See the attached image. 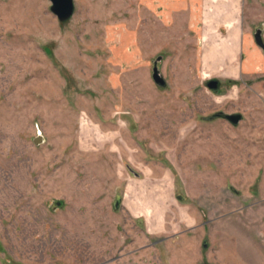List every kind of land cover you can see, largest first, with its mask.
Returning <instances> with one entry per match:
<instances>
[{"label": "rangeland", "instance_id": "374dc122", "mask_svg": "<svg viewBox=\"0 0 264 264\" xmlns=\"http://www.w3.org/2000/svg\"><path fill=\"white\" fill-rule=\"evenodd\" d=\"M74 1L0 0V264H264V0L219 92L187 0Z\"/></svg>", "mask_w": 264, "mask_h": 264}, {"label": "crops", "instance_id": "0c3cea01", "mask_svg": "<svg viewBox=\"0 0 264 264\" xmlns=\"http://www.w3.org/2000/svg\"><path fill=\"white\" fill-rule=\"evenodd\" d=\"M187 1L190 8L183 13L182 21L197 42L202 72L211 79L241 78L247 73L246 66L254 44L246 21V0ZM144 202V208L158 205L153 199Z\"/></svg>", "mask_w": 264, "mask_h": 264}, {"label": "water", "instance_id": "95a60500", "mask_svg": "<svg viewBox=\"0 0 264 264\" xmlns=\"http://www.w3.org/2000/svg\"><path fill=\"white\" fill-rule=\"evenodd\" d=\"M52 6L51 10L58 16L61 21H67L71 19L76 11V5L74 0H51ZM255 41L256 43L264 50V37H263V29L259 28L255 33ZM162 57H158L154 61V68H153V78L160 86H167V81L161 73L159 68V62ZM208 87H210L214 92L220 91V79L212 78L207 83ZM217 116L224 117L230 120L233 124L238 125L241 120L243 119L242 113H225L220 111L216 113ZM39 140V139H37ZM180 199H183L182 196H179ZM120 202V196L118 197V201L115 204L118 207ZM64 205L63 200H55L52 204V209H57ZM208 264V263H207Z\"/></svg>", "mask_w": 264, "mask_h": 264}]
</instances>
